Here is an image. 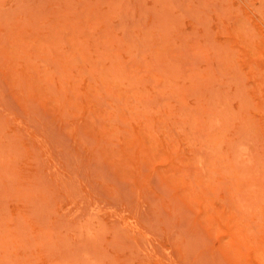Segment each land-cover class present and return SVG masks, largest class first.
I'll list each match as a JSON object with an SVG mask.
<instances>
[{
  "label": "rangeland",
  "instance_id": "374dc122",
  "mask_svg": "<svg viewBox=\"0 0 264 264\" xmlns=\"http://www.w3.org/2000/svg\"><path fill=\"white\" fill-rule=\"evenodd\" d=\"M0 264H264V0H0Z\"/></svg>",
  "mask_w": 264,
  "mask_h": 264
}]
</instances>
